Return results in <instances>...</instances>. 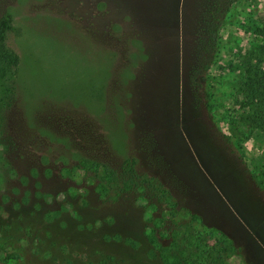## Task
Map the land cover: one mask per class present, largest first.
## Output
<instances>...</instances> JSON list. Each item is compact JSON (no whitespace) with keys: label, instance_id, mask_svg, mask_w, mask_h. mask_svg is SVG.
Returning a JSON list of instances; mask_svg holds the SVG:
<instances>
[{"label":"rangeland","instance_id":"obj_1","mask_svg":"<svg viewBox=\"0 0 264 264\" xmlns=\"http://www.w3.org/2000/svg\"><path fill=\"white\" fill-rule=\"evenodd\" d=\"M199 2L0 0V234L35 264H264V0L219 17L201 99ZM130 155L122 192L104 164Z\"/></svg>","mask_w":264,"mask_h":264},{"label":"trees","instance_id":"obj_2","mask_svg":"<svg viewBox=\"0 0 264 264\" xmlns=\"http://www.w3.org/2000/svg\"><path fill=\"white\" fill-rule=\"evenodd\" d=\"M197 7L198 13V39L194 45V54L192 60V66L189 70V79L191 91L195 89L194 94L201 99L202 95H207L204 90V83L206 77L203 81L197 79L198 75L201 74V68L205 74H207L210 68L215 54V48L218 40L219 29L222 25V20L219 17L224 15L230 6L236 0H199ZM11 17L0 18V81L2 86V97H11L12 94L15 96L18 92V81L17 76L19 73V63L20 57L13 52L7 45V32L11 29L12 25ZM143 45V44H142ZM12 82L11 86L8 84ZM252 83H254L252 81ZM254 90H259L257 87ZM193 93V92H192ZM204 93V94H203ZM5 99H2L3 101ZM136 157L133 155L127 156L124 160V165L121 170L110 167L108 164L105 166V177L114 184V186L119 187L123 191H128L134 186L139 184V176L141 175L137 170ZM88 162V160H84ZM16 173L15 170H12ZM1 227V226H0ZM1 229V228H0ZM4 230H0L3 232ZM13 245L12 250H6L2 256H0V264H35L31 257L21 249L17 243H14L10 237L0 234V251L2 247ZM179 246V245H178ZM177 246H175L176 248ZM174 248V249H175ZM196 250H193L192 254H197L200 250L198 244L195 245ZM21 249V250H20ZM187 247H182L181 252H183ZM189 250V249H188ZM190 251V250H189ZM185 261L190 259L183 258ZM172 264H182L179 258L172 260Z\"/></svg>","mask_w":264,"mask_h":264},{"label":"crops","instance_id":"obj_3","mask_svg":"<svg viewBox=\"0 0 264 264\" xmlns=\"http://www.w3.org/2000/svg\"><path fill=\"white\" fill-rule=\"evenodd\" d=\"M103 6H107V5L104 4ZM132 7H135V6L133 5ZM132 7L130 8L129 6H127V7H126V9H127L126 12H131V13L133 14V15H131V16H135V13H136V12L134 11L135 8L133 9ZM138 7H139V5H138ZM138 7H137V8H138ZM137 10L140 12L139 9H137Z\"/></svg>","mask_w":264,"mask_h":264}]
</instances>
